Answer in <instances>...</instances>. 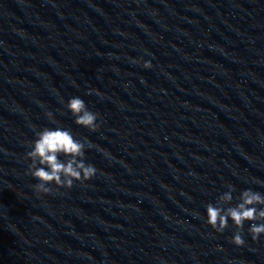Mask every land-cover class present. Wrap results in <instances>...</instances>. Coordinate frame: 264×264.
<instances>
[{
  "label": "clouds",
  "instance_id": "1",
  "mask_svg": "<svg viewBox=\"0 0 264 264\" xmlns=\"http://www.w3.org/2000/svg\"><path fill=\"white\" fill-rule=\"evenodd\" d=\"M143 66L150 68L151 64L145 62ZM61 103L64 101L61 100ZM65 108L74 117L76 125L92 132L99 129V113L89 110L82 98L71 97L67 100ZM46 115L58 126L44 127L36 131L35 138L30 142V150L25 154V159L30 161L26 174L38 181L32 185L37 194H50L52 188L48 185L51 184L56 186L57 191L61 188L71 189L74 182L84 183L91 180L97 171L93 164L85 162L86 148L91 147L87 138H75L70 129L59 126V121L55 120L52 112L49 111ZM61 156L65 159L61 160ZM227 189L218 196L215 203L206 204L207 225L216 233H223L231 220L236 229L231 242L236 246H243L244 224L251 222L248 233L253 241H257L264 235V194L246 189L240 193L239 202L235 206L225 207L231 205L235 187L228 184Z\"/></svg>",
  "mask_w": 264,
  "mask_h": 264
}]
</instances>
